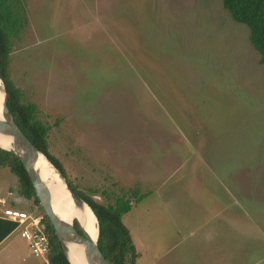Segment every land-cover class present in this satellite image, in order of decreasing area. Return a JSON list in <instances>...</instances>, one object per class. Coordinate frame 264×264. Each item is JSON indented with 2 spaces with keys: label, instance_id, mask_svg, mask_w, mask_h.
Instances as JSON below:
<instances>
[{
  "label": "rangeland",
  "instance_id": "1",
  "mask_svg": "<svg viewBox=\"0 0 264 264\" xmlns=\"http://www.w3.org/2000/svg\"><path fill=\"white\" fill-rule=\"evenodd\" d=\"M22 4L10 78L78 190L145 194L123 216L136 264H264V64L249 29L222 0ZM1 186L17 189L8 168ZM45 260L19 231L0 247V264Z\"/></svg>",
  "mask_w": 264,
  "mask_h": 264
},
{
  "label": "trees",
  "instance_id": "2",
  "mask_svg": "<svg viewBox=\"0 0 264 264\" xmlns=\"http://www.w3.org/2000/svg\"><path fill=\"white\" fill-rule=\"evenodd\" d=\"M222 4L236 23L243 24L249 29V41L258 53L260 63L264 64V0H222ZM25 22V10L22 0H0V77L7 89L8 108L27 138L67 178L61 162L50 152L48 144L49 128L37 118L36 104L24 101L21 91L10 78L9 61L13 48V38L20 34ZM0 167L8 168L16 177V192L18 196L33 201L38 208V215L41 217L43 229L49 239L48 264H70L54 233L49 218L40 205L32 181L23 163L10 151L0 148ZM67 181L91 207L97 217L99 229L98 244L103 255L111 264H136L139 252L132 232L123 222V216L145 194H139L138 189L134 188L130 190L129 194H122L116 197L114 202L106 204L97 201L92 195H87L78 190L68 178ZM93 191L96 194V190ZM74 225L77 231L84 235L76 219L74 220ZM16 226V222L0 218V243Z\"/></svg>",
  "mask_w": 264,
  "mask_h": 264
},
{
  "label": "water",
  "instance_id": "3",
  "mask_svg": "<svg viewBox=\"0 0 264 264\" xmlns=\"http://www.w3.org/2000/svg\"><path fill=\"white\" fill-rule=\"evenodd\" d=\"M3 93L4 96L0 105V148L10 151L23 163L32 181L40 205L51 222L54 233L62 246L67 260L70 264H111L103 255L98 244L99 229L97 217L98 235L97 239H95L92 238L89 225L86 222L84 224L79 218H75L84 232V235H82L75 228V219L69 222L62 218L54 209L50 188L39 166L41 159H46L64 181L65 188L74 204L87 203L71 187L63 173L23 133L8 108V93L4 82ZM93 214L95 215L94 212Z\"/></svg>",
  "mask_w": 264,
  "mask_h": 264
},
{
  "label": "bare ground",
  "instance_id": "4",
  "mask_svg": "<svg viewBox=\"0 0 264 264\" xmlns=\"http://www.w3.org/2000/svg\"><path fill=\"white\" fill-rule=\"evenodd\" d=\"M3 96V82L0 79V105L1 101L3 100ZM39 166L43 172L44 179L50 188L52 202L56 212L69 222L75 218H79L82 222H84V224L86 222L89 225L92 238L97 239L98 234L96 216L93 214L89 205L79 203L74 204L65 188L64 181L55 172L46 159H41Z\"/></svg>",
  "mask_w": 264,
  "mask_h": 264
},
{
  "label": "built area",
  "instance_id": "5",
  "mask_svg": "<svg viewBox=\"0 0 264 264\" xmlns=\"http://www.w3.org/2000/svg\"><path fill=\"white\" fill-rule=\"evenodd\" d=\"M6 203L7 199L0 197V204L5 205ZM3 212L17 222L20 234L28 241L33 254L37 257H46L47 259L49 239L43 229L41 217L9 208H5Z\"/></svg>",
  "mask_w": 264,
  "mask_h": 264
},
{
  "label": "crops",
  "instance_id": "6",
  "mask_svg": "<svg viewBox=\"0 0 264 264\" xmlns=\"http://www.w3.org/2000/svg\"><path fill=\"white\" fill-rule=\"evenodd\" d=\"M11 193H15L17 197H15V195H14V202H15V203L10 201V204L8 205V204H7V203H8V198H7V196L10 197V194H11ZM0 197H5V198L7 199V203H6L5 205L0 204V218H2V219H6V220H10V221H14L11 217H9V216H7V215L4 214L3 210H4L5 208H9V209H12V210H18V211L24 212V211L22 210V208H18V207H17L18 204H19V200L22 199V197L18 196V194H17V192H16V189H8V188L2 189V186H1V187H0ZM10 198L12 199V197H10ZM16 205H17V206H16ZM14 222H16V221H14ZM16 223H17V222H16ZM17 231L20 232V228L18 227V224H17L16 228H15L14 230H12V232H10V233L6 236V238L0 243V247H1L2 245H4V243H5L6 241H8V240L10 239V237L13 235L14 232H17ZM20 236H21V234H20ZM21 238H23V237L21 236ZM24 239H25V238H24ZM42 263H46V260H45L44 262H42Z\"/></svg>",
  "mask_w": 264,
  "mask_h": 264
}]
</instances>
